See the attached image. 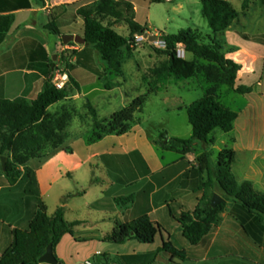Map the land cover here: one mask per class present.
<instances>
[{
	"label": "trees",
	"instance_id": "1",
	"mask_svg": "<svg viewBox=\"0 0 264 264\" xmlns=\"http://www.w3.org/2000/svg\"><path fill=\"white\" fill-rule=\"evenodd\" d=\"M152 1L162 2L164 0ZM250 1L244 0L242 11H240L229 0H201L203 15L207 19L211 33L203 36L199 29L188 27L176 33L164 34L163 40L166 44L164 53L167 54L168 59L154 67L149 75H145L144 79L149 84L147 93L139 95L129 105L115 111L107 119H100L96 107L88 100L87 106L97 130L95 135L87 140L95 142L108 134L123 135L129 132L135 122L136 113L143 109L149 94L166 87L171 80H187L199 73H203L210 86L203 97L188 106V117L193 128L192 136L190 138L169 137L168 132L163 131L155 140L156 144L162 149L187 154L193 150L195 141L207 142L215 129L220 128L224 132L232 131L239 113L220 100L219 88L221 85H227L241 94L249 93L253 88L245 85L235 88L242 64L227 57V53L234 51L235 47L227 44L226 30L248 9ZM262 2L264 3V0ZM122 4L127 13L121 9ZM67 6L72 8L65 9L61 14L52 13L50 15V20L46 25L47 29L60 35L59 22L61 19L82 18L84 20L83 36L86 43L81 51H74L77 62L81 63L82 57L86 54L91 57L96 52L100 59L111 68V71L123 75L125 49L131 53L136 46V35L149 31L147 25H142L135 20L132 0H80ZM120 22L127 23L128 35L117 30L116 24ZM244 36L250 38L249 35L244 34ZM254 39L264 42V34ZM69 44H75V42L71 41ZM179 46L184 47L193 58L188 59L181 56L178 51ZM90 60L91 62L89 59L84 60L81 65L88 70L95 71L99 78L104 79L105 88L112 89L113 84L107 77V73L94 68V58L91 57ZM53 64L57 65L51 60L45 86L35 99L31 101L24 98L0 99V155H8V157L9 153L14 155V158L8 159L5 169L0 166L2 175L0 182L14 184L22 175V170L18 169L19 166H25L30 176L29 162L33 160V156L23 157L18 146V141L23 142L22 135L28 129L37 128L40 131L46 130L51 133L49 137L54 140L51 149L47 152L48 158L63 148L70 152L73 151L70 145H63L67 133L64 135L60 133L58 136L56 133L63 129L65 119L63 117L53 118L48 111L51 105L64 100L71 92L69 86L58 89L52 83L55 71L52 69ZM77 64L68 61L65 69L73 68ZM56 65L55 68L60 67ZM69 74L70 83L80 91L81 88L75 77ZM29 151L34 152L35 148L32 147ZM235 160L236 150L226 146L219 152L217 168L213 171L217 186L223 191V197L226 199L224 202L213 207L211 199L204 200L199 202L193 210H184L178 216L175 215L182 225L183 236L188 239L192 248H197L205 237L216 231L221 219L220 214L226 209L229 201L233 202L230 214L238 220L243 232L264 248V193L255 189L249 180L238 182L235 179L232 172ZM198 161L202 166L210 169V152L206 151L201 154ZM34 180L36 182V179ZM29 192L34 194L38 209L29 220L26 229L12 230V242L0 256V264H47L39 262L47 246L53 243L56 254V247L63 236L67 233L73 235L76 226L83 223L81 220L69 221L65 216L64 206H59L54 213L50 214L46 203L38 195V191L30 189ZM115 202L128 206L134 202V196L116 197ZM164 230L163 226L153 221L148 214L125 222L117 221L112 231L105 235V240L125 243L136 239L145 244H154L157 235L161 234L162 245L157 248L156 252L124 254L118 255L117 258L105 256L101 264L153 263L158 253L162 251L168 253L172 261L175 259L184 261L194 256L190 251L176 247L170 239H165ZM58 264L67 263L59 259ZM93 264H100V262H93Z\"/></svg>",
	"mask_w": 264,
	"mask_h": 264
},
{
	"label": "crops",
	"instance_id": "2",
	"mask_svg": "<svg viewBox=\"0 0 264 264\" xmlns=\"http://www.w3.org/2000/svg\"><path fill=\"white\" fill-rule=\"evenodd\" d=\"M77 1L80 0H0V99L24 98L31 101L43 90L51 60L55 62L54 56H57L56 52L62 47V26L68 27L66 33L77 34L78 30L74 28V25L80 24L84 26V20L80 17L77 19H61L59 22L60 35L48 30L46 25L52 13L61 14L65 9L72 8L67 6L68 4ZM229 1L232 2V0ZM242 33L235 30L232 25L226 30L227 44L235 47L234 51L227 53V57L242 64L235 88L239 85H245L252 86L253 90L249 93L241 94L229 87L232 92L241 95V98L245 99L246 102L244 106L236 110L239 115L235 121L234 129L230 131V133L235 134L231 139L233 144L232 146L227 144V146L236 150V160L232 166L235 179L238 182L249 180L253 183L255 189L264 193V145L250 144V141L246 144H239V137L244 135L250 136V129L256 126L255 123H259L257 125H260L264 134V42L255 40L251 35L249 36L250 38H246L244 36L246 33ZM81 35L83 36L84 32ZM72 47L81 51L84 48V44ZM91 57L94 58V68L96 67V69L105 71L103 66L106 63L100 59L99 55L94 52ZM91 57L86 54L82 57V60L89 59V62H91ZM74 58V64H77V56H74ZM81 63L77 64L80 70L85 69L92 73L90 75L92 82L89 83L102 82V79L95 74V71L93 72L92 69L88 70V68H84ZM55 65L53 64L52 68ZM107 74L111 75V72ZM74 77L81 88L80 91L83 93L84 88L81 76L77 75L76 77L74 75ZM112 89L109 90L111 91ZM236 98L235 96L234 99L236 100ZM255 103L259 107H253ZM140 128L141 124L135 123L132 125V129L123 135L132 132L135 134L140 133ZM215 132L216 129L209 136L207 142L195 141L193 150L187 154L162 149L155 142V145L161 152L156 151L150 148L143 139H135L131 143L119 139L118 141H111L106 145H101L94 149L91 145H88L87 153L75 169L84 165H89V167L93 168L92 162L98 160L100 162L98 166L112 178L109 189L103 191L104 195H109L110 200L120 196H134L133 203L119 210L121 217L115 218L116 220L113 221L114 226L117 220L125 222L148 214L153 221L159 222L163 226L166 232L165 239H170L178 247L173 239V235L167 230L168 225L173 223V219L177 220L175 215L178 216L184 210L191 211L199 202L206 200L207 195L219 193L213 171L217 168L218 154L221 149L218 153L215 152ZM192 134V124L191 129L188 128L184 134H180L179 132L172 134L168 132L169 137L190 138ZM110 135H114V133L108 134L98 141L103 142ZM123 135L118 136L122 137ZM82 136L85 137L84 135ZM61 151L62 149L58 150L53 156L46 158L41 166L36 169V182L31 189L38 191V195L42 199H44L50 189L47 186L45 169L51 165ZM206 151L210 152V169L202 166L198 161V157ZM91 168L89 169L92 174L91 183L94 184V179L92 178L94 174ZM73 175L74 172L70 168H65L59 172L61 178L73 177ZM1 177L2 175L0 174ZM22 182H24L23 177L14 184L0 182V256L12 242V230L15 228L26 229L29 220L38 209L34 194L29 192V183L25 182L22 186ZM26 187L29 190H25ZM103 198L99 197L98 199ZM70 205L69 201H64L57 208L64 206L66 216L67 211L71 210ZM232 205L233 202L225 216L232 218L233 228H227L224 232L232 234V230L237 229L242 233L243 229L239 222L230 214ZM177 222L181 226L179 234H183L182 225L179 221ZM221 232H223V226L219 225L212 235L207 236L212 239L209 244L205 245L207 237L201 241L198 246V251L201 254L200 259L207 260L211 249L221 251L224 250L223 247H230L234 243L231 238L222 242L219 239ZM108 233L102 232L95 238L99 241L100 245L113 248L110 244L111 241L104 239ZM66 235L68 234L63 236L56 247L58 259L67 264H78V262L71 263L68 256L61 251V244ZM72 237L80 241L87 239L78 238L76 232ZM181 240L180 243L184 245V248H188L190 245L188 239L183 236ZM161 245L162 243L156 246V248ZM261 248L260 255L263 260L257 261L256 259V262L251 260L252 262L249 263L245 261L248 259L244 256V261H238L234 264H264V248ZM149 249L152 250L151 247ZM149 249L147 248L142 252L134 250L132 253H144L149 251ZM94 253L96 255L108 254L109 258H113V255L131 254L128 252H115V250H101V248H98ZM218 264H221V262Z\"/></svg>",
	"mask_w": 264,
	"mask_h": 264
},
{
	"label": "rangeland",
	"instance_id": "3",
	"mask_svg": "<svg viewBox=\"0 0 264 264\" xmlns=\"http://www.w3.org/2000/svg\"><path fill=\"white\" fill-rule=\"evenodd\" d=\"M243 1L244 0H232V3L238 10H241ZM132 3L135 20L142 25H147L149 29L147 32L149 35H156L160 38L166 33H176L180 29L188 27L199 29L203 36L211 33V28L203 15L201 0H164L162 2L132 0ZM124 7V4H122L121 9L126 12ZM232 26L235 30L246 33V35L249 36L256 37L264 34V3L262 0H251L248 9L233 22ZM83 27L84 26L80 24L74 25V28L78 30L77 34L80 35L84 32ZM116 28L124 35L129 34V27L126 22L117 23ZM67 30L68 27L62 26L61 31L63 34H68L66 33ZM159 38L155 41L144 38L136 44L131 53L125 49L123 75L115 74L107 64H104L103 68L105 72H111V75L107 74V77L113 84V89L111 91L105 88L104 79H102V82L96 81V83L93 84L89 83L92 82L90 80L91 72L85 69L80 70L77 65L73 68H67V71L73 76H81L83 80V82H81L84 88L83 93L82 91H78L75 85L69 83L67 86L71 89L70 95L49 109V113L53 118L63 117L65 119L66 122L63 129L56 133L57 136L60 133L63 135L67 133V138L63 145H70L73 148V152L63 148L51 165L45 169L44 173L45 177L47 176V186L48 188L50 187V189L43 200L46 201L49 207V213H54L57 206L62 202L69 201L71 203V210L67 211L66 218L70 221H84L76 226L75 232L78 238H87L86 240L80 241L79 239H74L69 233L64 237L61 244V251L68 256L71 263L78 262V264H83L91 260L97 263L100 262L101 264L105 260V256L109 255H96L94 252L98 248H101V250L132 253L134 250H136V252H142L151 247L152 250L149 249V251L156 252V246L162 243V235L158 234L155 244H145L136 239H131L124 244L110 242L113 248L100 245L95 237L102 232H111L114 226L113 221L116 220L115 218L121 217L119 210L123 208L124 205L116 203L115 199L110 200L109 195H104L103 191L109 189L112 178L98 166L100 163L98 160L92 162L93 168H91V166L89 167V165H84L75 169L77 164L81 163L83 157L87 153L88 145H91L94 149L95 147L106 145L111 141H118L119 139L128 141L129 143L135 139H143L150 148L161 152L155 145L154 140H156L163 131L172 134L174 132L184 134L188 128L191 129V124L188 119V106L192 102L203 97L206 89L210 86V83L203 73H199L187 80H171L166 87L149 94L143 109L136 113L135 122L133 123L141 124L140 133L135 134L132 132L122 137L114 134L108 136L103 142L95 141L94 143H90L86 140V138H92L97 130L93 116L87 106L88 100L96 107L100 119H107L115 111L121 110L129 105L132 100L139 95L148 92L149 84L144 79L145 75H149L154 67L161 65L168 59L167 54L164 53L166 44ZM61 42L62 47L56 52L57 59L55 62L57 65H60L61 68L65 69V65L68 61L74 64V51L77 49L72 46L77 47L81 44L76 42L75 44H69L70 42L65 44L63 40ZM179 48L185 50L182 46H179ZM184 57L188 59L193 58L192 54L186 52V50ZM168 87L170 88L168 89ZM219 94L220 100L235 110L244 106L246 102L245 99L241 98V95L232 92L227 85H221ZM235 96L238 99L236 98L235 100ZM253 107L257 108L259 106L255 103ZM257 124L259 123H255L256 126L250 129V136L244 135L239 137L240 145L246 144L249 141L250 144L264 145V134L260 125ZM98 131L101 132V130ZM50 134L51 133L46 130L40 131L37 128L33 130L28 129L22 135L21 140H23V142L20 140L18 141L20 154L23 157L33 156V160L29 162V168L31 169L30 176L26 172L25 166L18 167V169L22 170L21 177H23L24 180L22 186L23 183L26 182L29 183L28 187L30 186L31 189L35 184L36 169L48 158L47 152L51 149L54 140L49 137ZM233 135L235 134L224 132L222 129L217 128L215 132L216 141L214 143L215 152L218 153L219 150L226 147L227 144L232 146L233 141L231 139ZM153 138L156 139L153 140ZM71 140H73L72 143ZM32 147L35 148L34 152L29 151ZM1 156L2 155H0V166H2ZM5 156L6 163L9 158H14L13 153H9V157L8 155ZM65 168H70V170L74 172L73 177L61 178L59 176L60 170ZM90 168L93 169L94 175L92 178L94 179V184L91 183L92 174L89 171ZM28 187H26L25 190H29ZM217 191L220 195H224L219 187ZM211 195L212 194L207 195L206 201L212 199L213 195ZM99 197L104 198L98 199ZM231 204L232 201L227 202L226 209L220 214L221 219L219 223V225L223 226V232L219 235V239L225 242L231 238L234 243H232L230 247H223L224 250L221 251L211 249L208 253L207 260L200 259L201 254L198 251L199 247L192 248L190 244L188 248H184V245L180 243L183 237V234H179L181 226L177 222L178 220L173 219V223L168 225V232L173 235V239L178 248L186 249L194 256L184 261L180 259L172 261L168 253L162 251L158 253V257L153 263L148 262L146 264H218L219 262H221V264H234L238 261H244V256L248 259L245 261L249 263L252 262L251 260H254V262H256V259L257 261L263 260L260 255L262 251L261 247L263 246L254 242L250 236H247L244 232L240 233L237 229H233L232 234L224 232L227 228H233L232 218L230 216H225ZM163 236L166 237L165 230L163 231ZM211 240V238L207 237L205 239V245L209 244ZM205 251H207V249H205ZM117 256L118 255H113V258H117Z\"/></svg>",
	"mask_w": 264,
	"mask_h": 264
},
{
	"label": "water",
	"instance_id": "4",
	"mask_svg": "<svg viewBox=\"0 0 264 264\" xmlns=\"http://www.w3.org/2000/svg\"><path fill=\"white\" fill-rule=\"evenodd\" d=\"M144 37L149 38L152 41H155L159 38L156 35H149L148 32L144 34ZM159 39L163 40V37H160ZM62 40L65 44H68L71 41H74V42L79 43V44H85L86 43L85 37L80 35V34H72V33L63 34ZM54 59H57L56 55L54 56ZM52 69L54 70L55 66H53ZM1 163H2V167L5 169L6 168V156L5 155L1 156ZM225 200L226 199L222 195H220L219 193H214L213 197L211 199V205L213 207H216L218 204L224 202ZM39 262L47 263V264H58L59 263V259L56 256L55 251H54L53 243H50L47 246L45 253L39 258Z\"/></svg>",
	"mask_w": 264,
	"mask_h": 264
},
{
	"label": "built area",
	"instance_id": "5",
	"mask_svg": "<svg viewBox=\"0 0 264 264\" xmlns=\"http://www.w3.org/2000/svg\"><path fill=\"white\" fill-rule=\"evenodd\" d=\"M144 34H140V35H136V44L143 40ZM163 43H165V41L161 40ZM179 54L181 56H184L185 54V50H182L181 48H178ZM52 83L54 84V86L58 89H63L64 87H66L69 83H70V74L67 70L61 68V67H56L55 71H54V76L52 79ZM94 261H87L84 262L83 264H93Z\"/></svg>",
	"mask_w": 264,
	"mask_h": 264
}]
</instances>
